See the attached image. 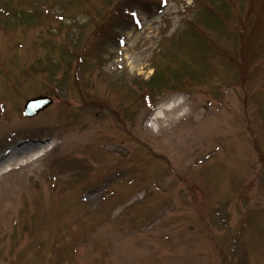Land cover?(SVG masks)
Returning a JSON list of instances; mask_svg holds the SVG:
<instances>
[{
  "label": "rangeland",
  "instance_id": "obj_1",
  "mask_svg": "<svg viewBox=\"0 0 264 264\" xmlns=\"http://www.w3.org/2000/svg\"><path fill=\"white\" fill-rule=\"evenodd\" d=\"M0 264H264V0H0Z\"/></svg>",
  "mask_w": 264,
  "mask_h": 264
},
{
  "label": "water",
  "instance_id": "obj_2",
  "mask_svg": "<svg viewBox=\"0 0 264 264\" xmlns=\"http://www.w3.org/2000/svg\"><path fill=\"white\" fill-rule=\"evenodd\" d=\"M51 103V99L47 97H37L32 99L26 103L24 107V115L25 117H32L47 108Z\"/></svg>",
  "mask_w": 264,
  "mask_h": 264
},
{
  "label": "bare ground",
  "instance_id": "obj_3",
  "mask_svg": "<svg viewBox=\"0 0 264 264\" xmlns=\"http://www.w3.org/2000/svg\"><path fill=\"white\" fill-rule=\"evenodd\" d=\"M7 154H9V153H7Z\"/></svg>",
  "mask_w": 264,
  "mask_h": 264
}]
</instances>
